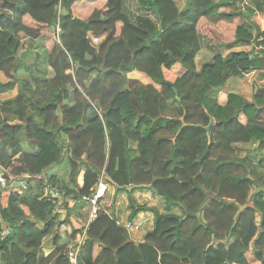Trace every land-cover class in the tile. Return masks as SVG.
<instances>
[{
	"label": "trees",
	"instance_id": "trees-1",
	"mask_svg": "<svg viewBox=\"0 0 264 264\" xmlns=\"http://www.w3.org/2000/svg\"><path fill=\"white\" fill-rule=\"evenodd\" d=\"M249 1L245 14L223 10V0H131L132 9L127 0H0V71L10 79L0 92L20 91L0 105V168L8 183L28 184L20 194L0 183V264H70L65 249L81 230L62 238L56 210L64 206L70 218L78 206L43 198L44 188L80 200L103 171L118 189L133 188L130 218L152 210L155 227L134 243L102 209L80 264H264V163L235 149L264 150V90L253 101L230 93L221 104L217 96L229 78L264 69V57L217 51L197 67L203 17L233 37L229 47L256 39L264 49L252 19L264 0ZM243 14L249 21L235 24ZM89 32L103 36L97 46ZM37 40L43 45L22 58ZM132 70L153 83L129 78ZM209 115L210 137L203 127L181 128L182 116L206 126ZM142 187L181 215L137 205L132 194ZM52 235L56 248L45 256Z\"/></svg>",
	"mask_w": 264,
	"mask_h": 264
},
{
	"label": "crops",
	"instance_id": "crops-1",
	"mask_svg": "<svg viewBox=\"0 0 264 264\" xmlns=\"http://www.w3.org/2000/svg\"><path fill=\"white\" fill-rule=\"evenodd\" d=\"M242 1L243 0H239V2L234 3L235 0H223L225 4L223 10L244 12L245 10L241 5ZM230 3H232L233 9L229 8ZM245 14L237 16L234 21L235 24H240L249 21V19L246 17ZM255 17L256 18L253 17L252 19L253 20L258 19L259 21L258 25L260 26L261 30H264V13L257 12L255 14ZM211 29L214 31L217 37L214 36L212 37L211 33L213 32ZM204 33L208 36L209 39H214L213 40L214 46L212 47L213 52L214 50H217L221 52L224 56H226L233 50L236 51L244 50L251 53V56L253 57L254 56L264 57V49L262 48L261 45H258L256 39L253 40L250 44L236 45L233 47H229L228 45L233 42V37L226 35L223 32V30L217 24L214 23L211 24V28L209 31L204 29ZM39 41L41 42L40 45H38L37 42L35 45H34L35 42L34 43L32 42L30 44L28 43V45L24 50L28 51L32 49L31 46L35 48V49L33 48V50L35 51L38 50L41 47V45H43V42L41 40ZM31 53L32 51H29L28 54L30 55H27L26 57H30ZM200 53H201L200 57H207V60L202 61V63L211 60V58L208 59V57L211 55L210 52H207L204 49L203 45ZM198 59L199 56L197 58V67L200 68L201 66L198 65ZM22 69L23 70L21 72L23 74H26L25 69L24 68ZM50 75H52V73H50ZM128 77L133 79H138L145 84L153 83L152 80L147 75H145L144 73L138 70H132L128 72ZM9 80H10L9 77H7L3 72L0 71V82L4 83ZM258 89L264 90V69H254L247 72L245 71L243 75L229 78L226 84L220 90V92H218L217 96L221 104H226L228 101V95L232 91L236 90L237 93L242 94L246 100L253 101L254 95L258 91ZM18 92H20L19 85H16L13 90L9 92H0V95L4 96L12 93L14 96H16ZM240 120L241 122L246 123L247 118L245 115L241 114ZM235 149L239 156L247 159L249 158L255 164L264 163V150L260 151L255 149L252 143H243V142L238 143L235 145ZM258 171L260 175H264L263 167H259ZM80 176H81L80 184H82L83 174H81ZM108 184L109 185L107 192L105 193V197L102 199L103 209H105L113 218H115L116 220H120L123 223L131 222V221L138 223L139 224L138 228L129 231L130 238L134 243L143 242L145 235L149 231L153 230L155 227L154 212L149 209L145 211H140L138 214H136L137 216L134 219H131L130 214L132 213V209L130 206L131 201H130L129 190L133 188L129 187L126 189H118L116 185L111 183L109 180H108ZM132 195L137 205H145L149 208H155L160 213L172 212L178 215H181L182 213L179 207H171L170 209H168L165 200L160 196L154 194L149 187L136 188L134 189ZM89 208L90 206L88 204H83L82 208L77 207L74 210L69 220V226L71 227V229L73 228V230L75 229L80 230V228L83 226V224L86 222V219L88 218ZM52 241H53L52 236H49L45 240V245L43 246L42 250H40L41 254L47 256L55 250L51 246ZM249 264H260V263L252 262Z\"/></svg>",
	"mask_w": 264,
	"mask_h": 264
},
{
	"label": "built area",
	"instance_id": "built-area-1",
	"mask_svg": "<svg viewBox=\"0 0 264 264\" xmlns=\"http://www.w3.org/2000/svg\"><path fill=\"white\" fill-rule=\"evenodd\" d=\"M249 4H250L249 0H243L241 5L245 9V7ZM59 33H60V27L58 24L57 33L55 34V36H56V39L60 42ZM88 38L91 39V43L94 46H97L102 40V36L95 35V34L93 35L92 32L88 33ZM25 176H29V175L26 174ZM19 180L13 178L11 182L8 183L7 170L3 167L0 168V183L4 191H15L20 194L23 193V191L27 190L28 184L23 177H21ZM108 185L109 184L107 181V177L103 171L93 194L89 196H83L80 200H77L75 198L74 199L67 198L58 189L51 187L49 185H47V187L44 188L43 198H46L48 200H56L59 202V204H62L65 201H68L72 205H76L77 203H88L90 206L88 218L86 219V222L83 224V226L80 228L81 231L77 233L76 238L72 242H69L67 244V248L65 249L66 256L70 264H80L81 249L83 248V244L87 238V230L89 228V224L93 219H95L98 216L99 212L103 209L102 199L105 197V193L107 192ZM56 213L58 214V218H57L58 234L62 236H65L67 232L71 234L72 229L69 226V222L67 221V220H70V218L68 217L67 208H65L64 206H61L57 208ZM117 223L126 227L128 231L139 227L138 223L132 222V221L123 223L120 220H117ZM9 234H10V230L5 227L2 231V236L6 237ZM52 238H53V235H52ZM46 239L47 237L44 238L40 250H42L43 246L45 245ZM53 241H52L51 246L55 249L56 245Z\"/></svg>",
	"mask_w": 264,
	"mask_h": 264
},
{
	"label": "rangeland",
	"instance_id": "rangeland-1",
	"mask_svg": "<svg viewBox=\"0 0 264 264\" xmlns=\"http://www.w3.org/2000/svg\"><path fill=\"white\" fill-rule=\"evenodd\" d=\"M127 2H128V5H129V7H131L130 9H132V8H134V5H132V2H131V0H127ZM236 2H239V0H235V2L234 3H236ZM229 8L230 9H233V7H232V3H230V6H229ZM254 18H256L255 16H254ZM211 22L210 21H208L206 18H201V19H199V21H198V23H197V29H198V33H199V37L201 38V43H202V45H203V47H204V49L207 51V52H210V56L208 57V59H210V58H212L213 56H214V53L215 52H217V50H214V52H213V46H214V42H213V40L214 39H209L208 38V36L204 33V29L205 30H210V28H211ZM212 30V29H211ZM212 32L213 33H211V35H212V37L214 36V37H217L216 36V34L214 33V31L212 30ZM36 42L38 43V45H40L41 44V42L39 41V40H37V41H35V43H34V45L36 44ZM30 43H32V42H30ZM29 43V44H30ZM32 45V44H31ZM31 48L32 49H30V50H28V51H25V50H23L22 51V53H21V56L22 57H26L27 55H30V54H28V52L29 51H32V52H36L35 50H33V48L34 47H32L31 46ZM35 49V48H34ZM212 50V51H211ZM200 54L201 53H199V59H198V65L199 66H201V63H202V61H204V60H207V57H200ZM198 56H197V58H198ZM31 57V56H30ZM13 97H15L12 93H10V94H8V95H4V96H1L0 95V105L3 103V102H5V101H7V100H9V99H11V98H13ZM83 204H88V203H78L77 205H72V206H78L79 208H81V207H83Z\"/></svg>",
	"mask_w": 264,
	"mask_h": 264
},
{
	"label": "water",
	"instance_id": "water-1",
	"mask_svg": "<svg viewBox=\"0 0 264 264\" xmlns=\"http://www.w3.org/2000/svg\"><path fill=\"white\" fill-rule=\"evenodd\" d=\"M231 93H237V91L234 90V91H232ZM209 116H210V122H209V124L206 125V126H204V125H202V124H189V123H186V122H185V118H184V116H182V117L180 118V120H181L182 123H183L181 128H183V127H185V126H188V125L195 126V127H203V128L207 131L208 136L210 137V130H211V127L213 126V124L215 123V118H214L213 116H211V115H209ZM180 130H181V129H180ZM180 130H179V132H180ZM179 132H178V133H179ZM249 205H253V202H251ZM240 208H241V210H244V209L246 208V206H245V205H241Z\"/></svg>",
	"mask_w": 264,
	"mask_h": 264
},
{
	"label": "clouds",
	"instance_id": "clouds-1",
	"mask_svg": "<svg viewBox=\"0 0 264 264\" xmlns=\"http://www.w3.org/2000/svg\"><path fill=\"white\" fill-rule=\"evenodd\" d=\"M249 2H250V1H249ZM249 5H250V4H249ZM81 174H83V172H81ZM81 174H80V175H81ZM106 177H107V176H106ZM79 180H80L79 182H81V176H79ZM107 181H108V179H107ZM77 204H78V203H77ZM77 204H76V205H77ZM88 205H89V204H88ZM81 208H82V207H81ZM71 216H72V215H71ZM68 222H69V220H68ZM80 230H81V229H80ZM72 232H73V228H72ZM67 234H70V233L67 232V233L65 234V236H62V235H60V234H59V235H60L62 238H65Z\"/></svg>",
	"mask_w": 264,
	"mask_h": 264
}]
</instances>
